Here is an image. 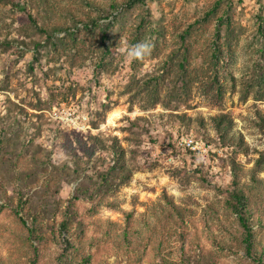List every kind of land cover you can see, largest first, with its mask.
Listing matches in <instances>:
<instances>
[{
  "label": "rangeland",
  "instance_id": "rangeland-1",
  "mask_svg": "<svg viewBox=\"0 0 264 264\" xmlns=\"http://www.w3.org/2000/svg\"><path fill=\"white\" fill-rule=\"evenodd\" d=\"M235 182L262 252L264 0H0V264H256Z\"/></svg>",
  "mask_w": 264,
  "mask_h": 264
},
{
  "label": "trees",
  "instance_id": "trees-1",
  "mask_svg": "<svg viewBox=\"0 0 264 264\" xmlns=\"http://www.w3.org/2000/svg\"><path fill=\"white\" fill-rule=\"evenodd\" d=\"M135 0H130V3H134ZM173 147V146H172ZM187 153H191L192 155H194L195 153L186 151ZM234 193L232 194L233 199L235 200L236 203V211L238 214V218L240 221L241 226L243 227L244 231H245V237H244V241H245V248H246V253L248 255H250L254 260H256V264H263L262 261V254L264 251L261 252L262 247L260 244H257L253 241V239L250 236V222L249 219H252L253 217V213L249 208V201H255L254 204H256L257 206H260L258 204L259 201L257 200H249L248 197L246 198L245 194H243L242 191H240V189L237 188L236 182H235V188H234ZM20 221L26 226V221H23V218L20 217ZM257 224H260V220L257 219L256 220ZM30 229V233H34L36 230V225L34 226V222H31L30 225L28 226ZM163 229H166L165 226H163ZM61 234H65V232H61ZM66 246L71 247L72 244L71 242H69L68 236H64V239L62 240ZM259 251L261 252V254L259 256H255V253H259ZM85 258V257H84ZM88 260V258H86Z\"/></svg>",
  "mask_w": 264,
  "mask_h": 264
},
{
  "label": "clouds",
  "instance_id": "clouds-1",
  "mask_svg": "<svg viewBox=\"0 0 264 264\" xmlns=\"http://www.w3.org/2000/svg\"><path fill=\"white\" fill-rule=\"evenodd\" d=\"M151 52V45L147 42H140L134 45H126L121 48V53L126 62L141 60L149 55Z\"/></svg>",
  "mask_w": 264,
  "mask_h": 264
},
{
  "label": "built area",
  "instance_id": "built-area-1",
  "mask_svg": "<svg viewBox=\"0 0 264 264\" xmlns=\"http://www.w3.org/2000/svg\"><path fill=\"white\" fill-rule=\"evenodd\" d=\"M176 149H188V150H194L196 149L193 139L190 137H181L179 139L175 140L174 144ZM170 162L173 160L172 157L168 159Z\"/></svg>",
  "mask_w": 264,
  "mask_h": 264
},
{
  "label": "bare ground",
  "instance_id": "bare-ground-1",
  "mask_svg": "<svg viewBox=\"0 0 264 264\" xmlns=\"http://www.w3.org/2000/svg\"><path fill=\"white\" fill-rule=\"evenodd\" d=\"M116 117H117V114H113V115L110 116L109 119H110V120H113V118H116Z\"/></svg>",
  "mask_w": 264,
  "mask_h": 264
}]
</instances>
